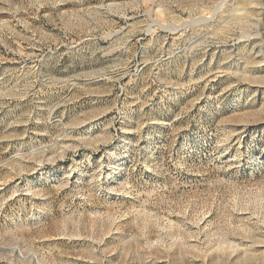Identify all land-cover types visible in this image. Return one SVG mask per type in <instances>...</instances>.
<instances>
[{
  "label": "rangeland",
  "instance_id": "1",
  "mask_svg": "<svg viewBox=\"0 0 264 264\" xmlns=\"http://www.w3.org/2000/svg\"><path fill=\"white\" fill-rule=\"evenodd\" d=\"M0 264H264V0H0Z\"/></svg>",
  "mask_w": 264,
  "mask_h": 264
},
{
  "label": "bare ground",
  "instance_id": "2",
  "mask_svg": "<svg viewBox=\"0 0 264 264\" xmlns=\"http://www.w3.org/2000/svg\"><path fill=\"white\" fill-rule=\"evenodd\" d=\"M243 12H244V11H243ZM238 14H239V13H238ZM241 14H242V13H241ZM247 17H248V16H247ZM258 17H259V18H258ZM258 17H257V21H259V19H260V16H258ZM240 18H241V17H240ZM255 20H256V19H255Z\"/></svg>",
  "mask_w": 264,
  "mask_h": 264
}]
</instances>
